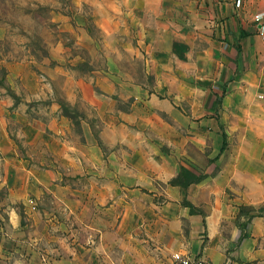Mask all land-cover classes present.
<instances>
[{"label": "rangeland", "instance_id": "rangeland-1", "mask_svg": "<svg viewBox=\"0 0 264 264\" xmlns=\"http://www.w3.org/2000/svg\"><path fill=\"white\" fill-rule=\"evenodd\" d=\"M200 6L0 0V264L22 226L57 264H156L192 215L217 229L207 245L264 213L229 186L171 184L216 176L224 132H253L227 123V46Z\"/></svg>", "mask_w": 264, "mask_h": 264}, {"label": "crops", "instance_id": "crops-1", "mask_svg": "<svg viewBox=\"0 0 264 264\" xmlns=\"http://www.w3.org/2000/svg\"><path fill=\"white\" fill-rule=\"evenodd\" d=\"M236 1L200 0L204 10L201 18L210 27L214 40L227 46L224 60L230 81L224 107L232 119L227 123L242 124L243 129L244 124H249L253 132L250 136L241 132L226 135L225 150L219 153L221 137L215 156L220 157L218 174L208 175L196 185L200 183L198 187L207 194L215 187H232L238 193L234 204L258 206L264 204V37L254 16L264 12V0H240L239 6ZM190 192H196L195 188H190ZM190 224L188 241L180 235L177 247L167 250L171 240L164 239L150 250L149 257L157 260L156 264L167 263L174 252L181 251L202 255L210 264H264V213L253 218L243 230L233 227L225 244L218 231V236L202 245L199 233L217 231L209 218L195 214L190 217ZM11 236V245L6 249L8 261L4 264H57L46 260L24 226Z\"/></svg>", "mask_w": 264, "mask_h": 264}, {"label": "built area", "instance_id": "built-area-1", "mask_svg": "<svg viewBox=\"0 0 264 264\" xmlns=\"http://www.w3.org/2000/svg\"><path fill=\"white\" fill-rule=\"evenodd\" d=\"M240 5V0L236 1V6ZM254 19L259 24V29L262 37H264V12H260L254 16ZM161 264H210V262L202 255H190L181 251H176L171 255L167 263Z\"/></svg>", "mask_w": 264, "mask_h": 264}, {"label": "trees", "instance_id": "trees-1", "mask_svg": "<svg viewBox=\"0 0 264 264\" xmlns=\"http://www.w3.org/2000/svg\"><path fill=\"white\" fill-rule=\"evenodd\" d=\"M222 138H223L222 139V145H221L219 153H222L226 147V140H225L226 134H225V132H224ZM204 177H206V175L205 176H197L196 174L189 171L185 167H181L179 173L177 174L176 178H174V180H172L171 184L186 187L191 183H196V182L201 181Z\"/></svg>", "mask_w": 264, "mask_h": 264}]
</instances>
